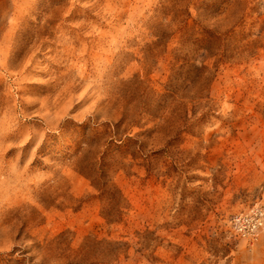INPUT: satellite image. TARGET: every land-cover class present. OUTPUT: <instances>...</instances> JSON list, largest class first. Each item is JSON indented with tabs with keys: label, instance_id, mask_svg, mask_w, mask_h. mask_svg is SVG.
<instances>
[{
	"label": "rangeland",
	"instance_id": "1",
	"mask_svg": "<svg viewBox=\"0 0 264 264\" xmlns=\"http://www.w3.org/2000/svg\"><path fill=\"white\" fill-rule=\"evenodd\" d=\"M0 264H264V0H0Z\"/></svg>",
	"mask_w": 264,
	"mask_h": 264
},
{
	"label": "built area",
	"instance_id": "2",
	"mask_svg": "<svg viewBox=\"0 0 264 264\" xmlns=\"http://www.w3.org/2000/svg\"><path fill=\"white\" fill-rule=\"evenodd\" d=\"M241 223H244L246 219L244 218H239ZM254 222L252 223L251 227L248 229H251L252 231L255 230L258 226L262 224V214L261 213H256V217L253 218ZM243 230V228H241Z\"/></svg>",
	"mask_w": 264,
	"mask_h": 264
}]
</instances>
